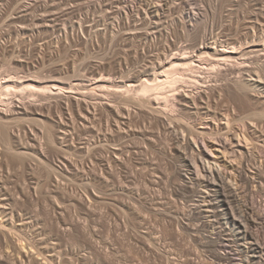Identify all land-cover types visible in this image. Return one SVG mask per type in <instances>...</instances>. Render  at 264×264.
<instances>
[{
  "label": "rangeland",
  "instance_id": "374dc122",
  "mask_svg": "<svg viewBox=\"0 0 264 264\" xmlns=\"http://www.w3.org/2000/svg\"><path fill=\"white\" fill-rule=\"evenodd\" d=\"M119 1L0 0V77L13 71L32 78L41 75L50 84L61 78L66 85L83 83L90 93L82 95L75 89L69 97L53 94L48 101L38 102V111L43 109L59 122L63 117L71 125L66 126L70 133L62 143L64 147L60 144L61 150L46 148V160L57 171L53 176L36 161L34 165L39 167L33 165V171L11 163V185L26 181L38 188L28 193L13 190V207H7L11 216L6 217L17 215L14 220L20 232L26 230V237L35 241V249L50 257L48 264L224 263L217 256L219 247L214 240L219 234L223 236L225 219L215 218L209 211L214 197L207 194L203 178L216 177L217 167L222 170L221 175L236 193L233 205L237 211L245 215L251 207L262 215L261 225L256 224L253 231L264 242V132H259V140L258 133H250L253 139L256 137L250 141L253 153L249 159L245 157L247 160L241 158L231 166L221 156L210 158L216 167L213 175L208 164H202L190 136L188 142H179L176 132L163 127L164 118L137 103H123L97 84L110 78L123 85L136 77L139 83L144 72L151 70L152 63L165 56L171 45L193 50L207 33L210 37L222 35L225 42L234 45L240 44L246 33L259 31L257 38L264 39V0H174L171 4L166 0ZM184 8L194 20L198 19L187 31L173 30L166 39L158 33L156 37L145 34L154 27L157 30L158 24L160 28L172 25ZM195 13L199 18L194 17ZM99 95L101 98H97ZM81 98L94 113L89 111L92 122L81 120ZM125 106L132 112L129 119L124 110L131 124L128 126L124 115H116L117 109ZM247 108L256 114L258 110L264 112V101L260 99ZM242 110L243 114L251 113ZM117 119L124 123L118 125ZM30 124L27 126L40 132L38 124ZM116 124L122 131H116ZM252 142L257 145L253 147ZM113 149L123 150V158ZM185 150L191 154L189 160ZM194 155L199 157L200 170L190 166ZM5 244L0 243L1 256L11 255L18 260L15 247ZM7 261L0 258L1 264H12ZM239 263L244 264L241 260Z\"/></svg>",
  "mask_w": 264,
  "mask_h": 264
},
{
  "label": "bare ground",
  "instance_id": "6f19581e",
  "mask_svg": "<svg viewBox=\"0 0 264 264\" xmlns=\"http://www.w3.org/2000/svg\"><path fill=\"white\" fill-rule=\"evenodd\" d=\"M120 1L119 3L121 4L123 1ZM173 1L174 0H166V2L170 4ZM182 10L181 16L174 20L172 25H166L160 28V24L157 23L159 25L157 30H153L156 28L154 27L150 32L148 31V33L145 34L148 35L153 33L154 35L158 33L159 37L166 39L173 30L181 28L187 31L190 26L198 23V19L194 20L185 8ZM198 16L199 15L195 13L194 17L199 18ZM142 18L144 19V17ZM142 18L140 19L142 20ZM193 22L195 23L193 24ZM258 33H246L247 36L237 45L230 44L228 41L225 42L226 40L222 39V35H211L210 37L209 33H207L203 35L201 41L194 46L193 50H187L182 46L171 45L169 49L165 50V56H160L159 54V61L153 62V67H151L152 64L151 66L149 65L151 70H146L147 72H144L143 78L138 75L142 78L139 83L135 82L137 77L135 81H131L130 83L126 82L123 85L120 84L121 82H117V79L115 80L116 82H114V79L110 78H103L104 83L98 81V84L94 83L101 87L103 92L112 94L116 98L119 97L122 102L124 100L123 103H137L141 108H149L157 117L164 118L163 127L171 132H176L179 142H182V140L190 136V139H192V146H196L199 149L197 154L202 159V164H204V166L208 164V167L212 169L210 173L213 174V169L216 170V167L211 164L210 158L221 156L225 163L230 162L231 166H234V164H232L233 162L235 163V161L241 158V160L244 161L243 158L252 156L251 154L253 151L250 147V141L255 140L256 136L254 135L255 137L253 139L250 133H258V135H256L259 140V132H264V112L257 111V114L263 117L260 118V120L256 112H251L250 109L247 108L251 104H256L260 99L264 101V39L261 38V40L260 37L257 38ZM162 55L164 54L162 53ZM14 72L18 71L15 70ZM12 73L6 75V72L5 77H0V163H4V165L0 164V241L5 240L8 245L12 244L21 262L19 258L17 260L15 256L16 259L11 255L6 256L4 253L5 256H1L2 254L0 253V258L8 260L7 262L10 261L12 264H48L50 257L44 255L46 253L39 252V249H35L37 247L35 241L33 243V241L30 240V236L29 238L26 237V235H28L26 234V230L24 233L20 232L22 230L19 229V224L17 225L18 222L16 223L15 221L17 215L9 218L6 217L8 215L11 216L8 214L7 207H13L11 206V200L14 198L12 195L13 190L17 191L19 189L28 193V191L37 187H34L31 183L27 184L26 181L23 184L20 183L21 185L19 183V185L15 184V186H13L14 184L11 185L9 178H11L13 170H11L10 165L14 164L15 166V164H17L19 168L21 167L25 171H33L35 170L34 161H36L40 167L46 170L49 176H53L57 171L55 172L56 169H53L55 167H51L46 160V148H48V150L50 148L61 150L63 146L62 143L67 141L69 136L68 133H70L67 131L68 129L66 126L70 124L67 123V125L63 117H59L60 120H63L59 122L58 119L56 121L55 118H51L50 115L46 114L43 109H41L42 111H38V102L44 103L45 100L48 101L49 97H52L51 95L53 94L59 96V98L67 95L70 96V94L76 90L80 91L79 93L82 95H89L90 93L83 88L85 87L83 83L66 85L67 82H62L65 79L62 80L60 78L59 80L57 78L58 81L56 80L50 84L46 80H43V78L40 77L41 75L36 76L38 78H32L26 75H20V73ZM140 73H142V71ZM220 81L223 82L219 83ZM97 98H101V96L99 95ZM86 99L87 97L84 101H86ZM73 101L79 102L74 98ZM82 103H85L83 99ZM80 106H82L81 120L86 119L85 122H88L92 117L91 114H89L91 110L89 106L85 104H79V107ZM242 109H245V112L246 109H248L251 113H249V115L248 113H244V115L240 112ZM117 110L118 113L116 115L119 114L120 116L121 114L123 116L126 111V113L130 115L127 117H129V119L132 117L131 109L126 106L123 109L120 108ZM248 110L247 112H249ZM92 114L94 113L92 112ZM126 115H124V118ZM78 119H80V117H78ZM129 119L128 121L131 123ZM154 120L156 121V119ZM117 121L118 125H120L121 122L119 123L117 119L116 123ZM125 122L127 126L131 125L127 123V119ZM27 123L38 124V126H40L39 133L42 132L43 135L40 136L41 134L39 135L38 131H34L31 126H27ZM123 123L124 122L121 124ZM151 123V128L156 129L153 128L154 124L152 126ZM118 125L116 124V127ZM112 126L114 127V125ZM121 126L122 129L125 127L123 125ZM28 127H30V129H28ZM117 128V132H119V130L122 131L119 129L120 127ZM165 128L163 130H166ZM125 129L126 132L127 128ZM127 132L129 133L130 131ZM98 133H100V131ZM134 133L135 132H133V134ZM144 133L146 132L142 134L144 135ZM262 135H264V133ZM262 139H264V136ZM244 141L246 143H244ZM254 145L256 146L257 144H253V147ZM119 148L118 146L117 149ZM120 149H122V147ZM113 150L111 151L112 154H114ZM119 150L114 151L116 156L120 158V156L123 155L122 152L124 148L122 152ZM186 151L187 150H185V152ZM185 154V157L189 160L191 154L189 155L188 151ZM198 156L194 155V158L192 156L191 160L194 161L190 163V166L194 167L193 169L197 167V170H200L199 166L201 165L197 164L196 159V157L199 159ZM245 160L247 159L245 158ZM218 169L217 167L216 177L211 176V178L207 177L204 179L203 177L206 175L202 176L204 175L203 173L201 177L203 180H206L205 185L207 187V192L209 191L207 194L214 197L209 205V211L212 212V216L215 218L225 219L223 222V236L219 234V238L214 240L217 243V247H219L217 256H219L218 258L220 260H224V263L220 264H225V261H227V263L229 261L231 264H241L239 260L243 261L244 264H264V242L260 240L261 238H258L259 235L257 236L255 234L256 232L253 231L255 225L258 223L260 224L259 221L262 219V215L251 207L245 215H241L237 211L236 207L233 205L236 193H234L235 191L230 185L231 183L229 184L226 178L222 176L223 174L221 175L220 171L222 170ZM15 170L17 169L15 168ZM35 172H37V170ZM175 218L176 217H174V220ZM21 219H23L22 216ZM21 219L19 220L21 221ZM26 222H29L28 219ZM23 223L26 224L25 221ZM20 228L22 227L20 226ZM184 238L187 239V237ZM209 241L211 240L205 241L204 239L203 242ZM4 242L0 243L4 245ZM7 244H5V246H7ZM1 248L3 249V247ZM198 249L200 250V248ZM189 251L187 249V252ZM201 255L203 254L201 253Z\"/></svg>",
  "mask_w": 264,
  "mask_h": 264
}]
</instances>
